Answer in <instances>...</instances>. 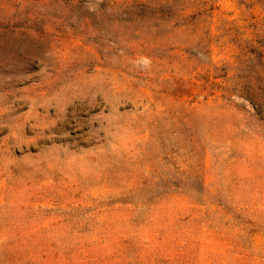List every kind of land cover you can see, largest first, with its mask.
Here are the masks:
<instances>
[{"label": "rangeland", "instance_id": "1", "mask_svg": "<svg viewBox=\"0 0 264 264\" xmlns=\"http://www.w3.org/2000/svg\"><path fill=\"white\" fill-rule=\"evenodd\" d=\"M0 264H264V0H0Z\"/></svg>", "mask_w": 264, "mask_h": 264}]
</instances>
